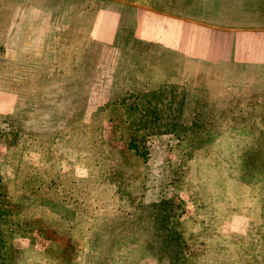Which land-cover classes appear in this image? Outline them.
<instances>
[{
	"label": "rangeland",
	"instance_id": "1",
	"mask_svg": "<svg viewBox=\"0 0 264 264\" xmlns=\"http://www.w3.org/2000/svg\"><path fill=\"white\" fill-rule=\"evenodd\" d=\"M165 212L174 264H264V0H0L4 264H170Z\"/></svg>",
	"mask_w": 264,
	"mask_h": 264
},
{
	"label": "trees",
	"instance_id": "2",
	"mask_svg": "<svg viewBox=\"0 0 264 264\" xmlns=\"http://www.w3.org/2000/svg\"><path fill=\"white\" fill-rule=\"evenodd\" d=\"M148 105H149V108L146 110V113L148 115L143 114L142 116H140V118L138 120H132V123L134 122L132 127L137 128V130L142 129L143 133H142V135H140V133H138L137 130L135 129L136 134L134 133V135H132V138H131L130 144H129L131 147V150L134 153H136L138 155H144L146 158L149 154V152H148L149 149L143 148V145H142V143H146V136H147V130L146 129H149L152 131L154 129H158L157 124H159L158 119L160 118L156 113H155V116L151 117L150 109H152L153 107L151 106V103H149ZM135 109L137 110L136 107H135ZM132 117H135L133 110H132ZM132 127H131V129H133ZM161 215L162 216H160V217L159 216L156 217L157 218V222H156L157 230L155 231V235H156L157 245H152V246H156V247L157 246L158 247L163 246L164 252H162V250L160 249L161 254L159 257L162 260H166V261L170 262V264H174L175 263V262L173 263L174 260H171V261L168 260V252H169V255L173 256V259H175L174 255H176L179 252L177 249V246H178L179 242L181 241V237L172 228H170L168 226V224H164V222L167 221V217L164 216V215H166V212L161 214ZM2 223H3V219H1V217H0V225ZM152 241H154V240H152ZM148 245L151 246L150 243H148ZM3 255H4V253H2L0 251V264H4Z\"/></svg>",
	"mask_w": 264,
	"mask_h": 264
}]
</instances>
